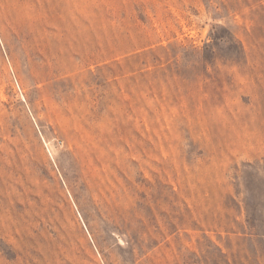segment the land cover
Wrapping results in <instances>:
<instances>
[{
  "label": "rangeland",
  "instance_id": "374dc122",
  "mask_svg": "<svg viewBox=\"0 0 264 264\" xmlns=\"http://www.w3.org/2000/svg\"><path fill=\"white\" fill-rule=\"evenodd\" d=\"M0 264H264V0H0Z\"/></svg>",
  "mask_w": 264,
  "mask_h": 264
}]
</instances>
